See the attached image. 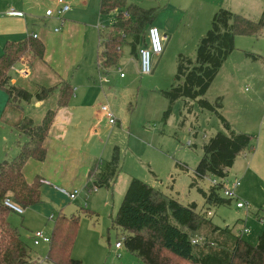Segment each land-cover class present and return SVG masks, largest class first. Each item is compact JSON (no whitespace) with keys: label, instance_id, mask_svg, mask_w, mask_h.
I'll list each match as a JSON object with an SVG mask.
<instances>
[{"label":"rangeland","instance_id":"rangeland-1","mask_svg":"<svg viewBox=\"0 0 264 264\" xmlns=\"http://www.w3.org/2000/svg\"><path fill=\"white\" fill-rule=\"evenodd\" d=\"M76 1L77 5L70 6L79 19L85 20L81 15L83 0ZM127 1L129 5L159 7L161 12L164 11L159 18L161 24L171 28L165 32L157 26L162 36L166 34L170 38L167 44V40L164 41V59L160 61L162 58L153 57L151 74L141 75L130 60L129 46L124 45L119 66L103 76L114 85L111 92L106 86L104 90L113 99L118 122L112 127L105 113L103 118L95 117L99 122L98 135L91 139V143L101 150L106 147L104 162L110 161L114 149L119 148V174L111 189L101 188L92 193L85 189L74 201L60 194L52 201L47 198L43 201L42 196L51 211L46 209L42 215L33 210L23 216L13 211L9 213L8 222L19 230L27 247L29 264H52L46 260L49 244L35 246L33 236L41 228L51 235L53 220L45 218L51 214L54 219L61 212L81 218L72 251L74 259L82 264H141L136 254L129 252L124 244L121 249L116 248V243L127 233L115 225L114 218L134 178L183 205L196 204L216 226L231 228L236 236L253 246L257 245L258 236L264 231V37L259 40L237 37L236 51L224 64L206 96L212 103L223 98V115L236 131L257 136L250 150L242 154L229 170L226 185L231 187L236 181L241 182L231 203L207 206L202 191H209L215 177L208 176L192 186L204 144L216 134H228V131L216 114L202 111L196 102L186 104L184 100L174 105L165 122L163 117L169 102L161 93L175 83L178 54L195 59L197 44L210 29L214 13L228 9L258 21L264 10V0H217L216 7L210 11L201 9L199 0ZM33 6L41 26L54 32L53 21L58 17H50L48 21L46 13L56 10L57 0L53 4L42 0L34 2ZM114 19L115 14L101 17L98 13L93 25L88 26L84 49L87 63L88 59L94 63L97 56L99 24L104 31L112 26ZM246 53L262 60L253 61ZM121 73L127 78L121 79ZM237 201L246 204V208L237 209ZM82 209L90 215L84 214ZM205 235L201 231L199 237Z\"/></svg>","mask_w":264,"mask_h":264},{"label":"trees","instance_id":"trees-1","mask_svg":"<svg viewBox=\"0 0 264 264\" xmlns=\"http://www.w3.org/2000/svg\"><path fill=\"white\" fill-rule=\"evenodd\" d=\"M112 13H116L112 26L98 32L96 62L105 73L119 66L120 49L124 45H128L138 59L140 49L147 46L148 30L158 16V9L129 5L127 0H100L101 17ZM263 34L264 10L260 20L255 21L228 9H219L210 29L197 45L195 59L180 54L175 83L169 90L161 92L169 102L163 117L165 122L174 105L184 100L186 104L196 102L202 111L216 114L228 131V134H216L204 144L192 186L208 176L227 179L237 158L249 151L257 139L255 135L237 132L226 120L223 98L212 103L206 96L225 62L236 50V38ZM45 52V44L38 37L6 43L0 56V87L9 95L11 104L33 99L43 102L58 91V109L68 106L73 97V87L68 82L53 88L39 87L34 95L10 85L9 72L18 62L28 59V66H32L36 60H44ZM246 56L253 61L262 60L250 53ZM56 114L57 110L48 111L40 125L25 118L15 127L25 139L19 154L0 163V264H29L27 247L19 230L8 222L11 210L4 202L8 198L23 210L42 202L43 180L36 177L32 182L27 181L24 169L30 160L44 162L47 158L45 142ZM119 168L120 152L116 147L104 168L91 172L93 188L111 189ZM221 190L222 186H211L209 191H202L207 206L231 203L232 199L224 198ZM81 211L90 215L87 210ZM80 220L79 215L69 217L62 213L54 218L48 262L82 264L72 257ZM114 223L127 233L123 244L129 252L136 254L141 264H264V231L253 246L236 236L231 228L216 226L196 204L183 205L137 178L131 180ZM201 231L206 234L202 237L204 241L194 244Z\"/></svg>","mask_w":264,"mask_h":264},{"label":"crops","instance_id":"crops-1","mask_svg":"<svg viewBox=\"0 0 264 264\" xmlns=\"http://www.w3.org/2000/svg\"><path fill=\"white\" fill-rule=\"evenodd\" d=\"M40 1L42 0H0V56L3 54L6 43L23 41L27 37L37 35L38 39L45 44L44 60H36L32 66H28V59L18 62L9 72L10 85L34 95L39 87L53 88L62 82H68L73 87V97L68 106L60 109H58V91L43 102L33 99L30 102L19 101L15 105L9 102V95L0 87V163L15 158L20 152V145L25 142V139L16 132V126L21 124L25 118H30L35 125H40L48 111L57 110L49 137L45 142L48 151L47 158L44 162L30 160L24 169L27 181L32 182L36 177H40L49 183L43 184L41 190L43 201H46V198L47 201H52L59 194L67 198L58 188L68 191L80 190V193L88 189V192L91 193L90 190L93 188L91 172L103 169L107 163L103 161L106 147L101 150L99 147L95 148L91 143V139L98 135L99 122L95 121V117H104V112L101 110L104 105H108L115 114L113 99L104 90V86H106L111 92L114 85L112 81L103 77L110 72L101 71L96 59L94 63L88 59L87 63L84 50L88 26L91 27L93 19L97 17L98 13L100 14V0H83L82 9L81 7L80 9L83 12L81 15L83 18L85 17L86 21L79 19L78 14L74 13L71 7L72 9L64 16L63 20L57 18L53 21L54 32L43 28L35 15L36 8L33 3ZM65 1L71 6L72 4L77 5L76 0ZM161 1L163 2V0ZM49 2L53 4L55 0H49ZM199 2L202 4L201 9L205 8L209 11L217 5V0H199ZM169 5L166 7L168 8ZM151 8L158 9V16L153 25L162 28L165 32L170 31L171 28L163 26L159 19L164 11L161 12L159 7L145 9ZM112 14L116 15V13ZM49 18H47L48 21ZM101 27L102 25L99 24L98 28L101 29ZM251 37L259 40L264 37V34ZM169 40L170 38L167 37L166 44ZM120 53H122V49H120ZM130 54L132 57L130 60L140 72L139 57L137 59L132 55L131 49ZM162 54L159 56L162 58L160 61L164 59ZM23 70H26L28 75H24ZM120 71L122 70L120 69ZM126 78L127 76L121 77V79ZM108 123L112 126L109 120ZM43 201L24 210L22 216L30 210L37 212V215H42L46 209L50 211L49 206L45 205ZM61 213L66 215L64 212ZM52 217L53 215L50 214L48 219H45L54 220ZM41 229L44 230V228ZM51 235L47 236L51 237Z\"/></svg>","mask_w":264,"mask_h":264},{"label":"built area","instance_id":"built-area-1","mask_svg":"<svg viewBox=\"0 0 264 264\" xmlns=\"http://www.w3.org/2000/svg\"><path fill=\"white\" fill-rule=\"evenodd\" d=\"M57 8L55 11L48 10L47 16L53 17L57 16L59 19L63 20L64 16L71 10V6L65 0H57ZM58 31V30H57ZM34 38H37V35H32ZM167 40V37L162 36L161 31L156 26H151L148 30L147 34V46H143L139 51V59H140V74L141 75H149L152 72V59L153 57H159L164 52V41ZM22 73L24 75H28L26 70H23ZM121 77L124 78L125 75L121 73ZM102 112L105 113L107 119L109 120L111 125L116 124V117L111 108L108 105H104L101 108ZM43 184H49L47 181H42ZM212 186L218 187L222 186L221 192L223 193V197L226 199H234L236 190L241 186L240 181H236L232 184L231 187L226 185V179H218L212 181ZM58 190L63 193L65 196L70 198L71 200H76L80 194V190L68 191L66 189L58 188ZM93 190H97L96 188H92L90 192ZM5 207L9 210L17 213L24 214V210L15 205L10 199H6L4 202ZM237 209L244 210L246 208V204L243 202L237 201L236 205ZM245 232H249L245 230ZM204 239L202 237H196L193 241L194 244L202 243ZM33 242L35 246H39L41 244H49L51 242V237L47 236L44 230H40L34 233ZM123 247V240L118 241L116 243V248L121 249Z\"/></svg>","mask_w":264,"mask_h":264}]
</instances>
